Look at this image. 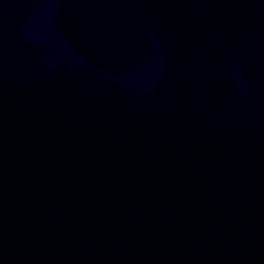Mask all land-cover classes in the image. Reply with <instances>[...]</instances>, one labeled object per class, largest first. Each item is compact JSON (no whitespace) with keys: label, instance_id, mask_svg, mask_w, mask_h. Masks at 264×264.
<instances>
[{"label":"water","instance_id":"1","mask_svg":"<svg viewBox=\"0 0 264 264\" xmlns=\"http://www.w3.org/2000/svg\"><path fill=\"white\" fill-rule=\"evenodd\" d=\"M0 264H264V0H0Z\"/></svg>","mask_w":264,"mask_h":264}]
</instances>
